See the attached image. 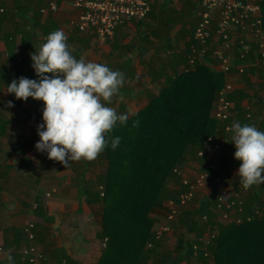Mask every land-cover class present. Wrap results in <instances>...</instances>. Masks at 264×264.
<instances>
[{"label":"crops","instance_id":"1","mask_svg":"<svg viewBox=\"0 0 264 264\" xmlns=\"http://www.w3.org/2000/svg\"><path fill=\"white\" fill-rule=\"evenodd\" d=\"M47 7L44 0H0V89L8 95L7 81L11 84L15 78L19 81L20 77L38 80L30 53L39 51L50 33L63 30L67 36L66 43L76 59L83 57L86 61L106 65L124 74L123 86L108 106L113 107L116 103L115 110L137 113L149 102L148 98H142L143 107L137 106L138 97L143 96L138 81L144 78V89L154 83L153 91L148 94L151 96L155 95L154 89L162 87L168 77L186 71L187 51L199 22L201 0H164L163 5L157 1L145 20L120 26L113 37L105 41L93 32L78 29L80 11L71 5L70 0H60L57 11L47 9L42 12L41 9ZM244 36L247 33L243 29L232 30L234 40L238 41ZM236 63L243 65L246 73L239 75L234 71L230 76L241 94V107L237 111L235 109L234 120L242 126L255 125L260 130L263 124L258 120L246 119L245 114L248 107H257V87L263 83L264 74L259 75L254 69L253 58L246 61L236 59ZM210 68L221 72L217 66ZM167 69L171 70V74H164ZM153 72H159V75ZM31 101L34 99L30 97L27 101L18 99L17 105L13 103L12 107H0V111L10 119L7 132L0 138V148L5 145L6 139L7 142L11 140L9 135L21 138L20 134L11 132L12 125L22 126L25 130L30 125H22L24 121H31V127L36 125L34 113L40 112L42 106L25 104ZM8 108L15 116L9 113ZM3 137L7 138L2 142ZM226 141L234 145L231 140ZM37 159L39 155H0V264H32L21 255V249L29 244L23 229L30 222L36 224L34 244L46 255L44 260L33 264H62L67 256L85 264L98 261L103 247V239L99 237L101 217L98 209L95 212L91 210L97 207L88 205L81 189L79 191L73 187L71 182L70 185L63 182V177L55 171L48 176L49 170L43 169L42 162ZM191 161L197 164L198 159L191 157L183 169L188 177L195 178L198 173L190 172L187 165ZM239 167L233 165L229 171L215 172L217 175H213L214 179L208 186L198 191L196 199L187 205L182 216L183 213H193L201 204H209L211 209H216V201L212 197L218 189L230 194L239 191ZM69 172L70 178L73 177L71 168ZM179 183L178 177L170 185L176 190L180 188ZM62 188L66 194L61 192ZM51 192L54 195L48 196ZM151 216L155 220L154 228H157L164 217L167 218V208H153ZM235 218L225 220L217 211L215 228L219 232L223 225L238 223ZM180 229L185 231L182 225Z\"/></svg>","mask_w":264,"mask_h":264},{"label":"trees","instance_id":"2","mask_svg":"<svg viewBox=\"0 0 264 264\" xmlns=\"http://www.w3.org/2000/svg\"><path fill=\"white\" fill-rule=\"evenodd\" d=\"M261 7L264 30V0H261ZM192 44H196L194 36ZM190 51L189 46L187 52ZM249 58L253 56L237 57L241 61ZM223 76L206 64H197L194 69L170 76L143 109L128 115L123 125L117 121L112 132L105 134L106 171L94 182L86 179L83 171L80 180L86 203L92 207L101 204L99 237L106 239L99 260L88 264H178L185 259L187 264L204 263V250H199L195 256L194 244L204 245L201 238L207 226L213 227L215 223V208L201 204L193 213H183L179 221L185 231L174 247L165 244L164 238H158L151 211L165 208L168 200L177 199L183 187L181 181L176 190L170 185L179 177L174 168H183L191 157L196 158L197 150L215 133L218 123L212 116V109L224 84ZM7 84L10 83L7 81ZM240 96L237 90L230 96L236 111L241 107ZM11 98L17 105L15 94H11ZM136 121L139 124L133 127ZM9 123L10 119L0 111V138L7 132ZM263 130L264 127H260V131ZM117 136L121 138L120 143L113 149L111 141ZM228 143L218 154L220 171H229L231 166L242 163L234 157V145ZM80 162L87 163L86 160ZM211 173L217 175L214 171ZM96 183L99 187L94 186ZM217 193L218 190L213 193L214 200H217ZM263 194V185H253L244 205V221L220 227L214 243L208 246L217 264H264V201L260 198ZM257 208L263 216L256 214ZM203 214L208 216L205 224L199 220ZM43 255L42 260L46 258L45 253ZM64 261L65 264H85L68 256Z\"/></svg>","mask_w":264,"mask_h":264},{"label":"built area","instance_id":"3","mask_svg":"<svg viewBox=\"0 0 264 264\" xmlns=\"http://www.w3.org/2000/svg\"><path fill=\"white\" fill-rule=\"evenodd\" d=\"M44 1L47 2L48 7L42 8V12L47 9L58 10L60 0ZM154 1L70 0V3L80 11L77 22L78 29L82 32H93L98 38L105 41L113 37L120 26L131 21L145 19ZM162 1L164 2V0L159 2ZM199 14L201 19L194 31L196 44L191 45V51L187 54L188 66L186 70L194 69L197 64L217 66L224 74L225 81L218 92L212 109V116L217 120L218 127L215 133L206 139L203 147L197 150L196 157L199 167L197 176L191 180L183 168H174L183 189L181 188L176 200L170 199L165 203L167 220L170 221V224L179 221L184 208L194 202L198 191L208 186L214 179L211 171H219L218 154L227 142L226 139L232 141V133L228 129L237 121L234 120L235 104L233 100H230V96L236 91V87L230 80V76L234 71L239 75L246 73V68L236 63L237 57L245 59L249 55L253 56L254 69L259 75L264 74V30L261 0H201ZM234 28L243 29L247 36L238 41L234 40L232 37ZM253 41L256 42V45H252ZM256 103L255 109L251 107L246 109L245 118L258 120L264 127V79L263 83L257 87ZM260 185L264 186V184ZM251 189L252 186L245 190L241 184L240 190L235 194L218 189L217 200L215 201L216 210L220 216L225 220L236 217V221L242 223L245 218L244 205ZM260 198L264 201V194ZM256 214L260 217L263 216L260 208L256 209ZM201 221L204 224L207 223L208 216L203 214ZM35 226L34 222H30L24 227V233L29 244L21 249V255L23 259L30 262H37L44 258L43 253L40 249L38 251L34 244ZM172 230L171 225L165 224L155 229V232L158 238H164ZM217 234V227L209 226L201 238L204 245L194 244L195 256L199 250H204L205 260H203V264H217L214 254L208 249V246L214 243ZM62 264H65V261Z\"/></svg>","mask_w":264,"mask_h":264},{"label":"clouds","instance_id":"4","mask_svg":"<svg viewBox=\"0 0 264 264\" xmlns=\"http://www.w3.org/2000/svg\"><path fill=\"white\" fill-rule=\"evenodd\" d=\"M66 41L63 30L50 33L39 51L30 53L38 80L20 77L6 87L17 99L43 101L44 123L37 126L40 140L35 148L65 168L70 162L95 160L106 147L105 134L112 132L117 121L123 125L128 120L127 114L118 116L114 108L102 103L112 102L123 86L124 74L83 57L76 59ZM12 106L9 101L8 107ZM228 131L236 147L234 157L242 161L237 175L243 189L264 184V132L239 122ZM120 139H112L113 149Z\"/></svg>","mask_w":264,"mask_h":264},{"label":"rangeland","instance_id":"5","mask_svg":"<svg viewBox=\"0 0 264 264\" xmlns=\"http://www.w3.org/2000/svg\"><path fill=\"white\" fill-rule=\"evenodd\" d=\"M166 54H168V52H166ZM169 58H171V56H169ZM155 69L156 68L154 67V70ZM154 74L156 76H158L159 72H156ZM164 74H168V75L171 74V70H169V69L165 70ZM137 83L139 84L138 85L139 90H142V92H143L142 93L143 96L138 97L139 100H138L137 106L140 107V105H141V107H143L144 99L142 100V98H148V101L150 100L151 96H153V95L148 96V94H150L151 91H153L154 83H151L150 87L147 86V89H144V86H145L144 78L142 80L138 81ZM160 88L161 87H159V88L157 87L154 89L155 94L159 93ZM113 98H114V96L112 97V99ZM30 99L32 100L31 97H30ZM9 101H11L12 104L14 103V100L11 98V95L5 94L3 92V89H0V107L6 108L8 106ZM116 101H117V99L115 100V102ZM102 103H105V106L111 105V103L108 104L107 102H104V101H102ZM25 104H31L33 106L36 104H39L42 106V110L40 112L34 113L35 117H36L35 118L36 119L35 120L36 125L31 127V125H32L31 121H26V122L24 121L22 125H24V126L30 125V127H28V129L26 128L27 130H25V128H23L22 126L15 125V124L12 125V127L10 128L11 132L12 133L14 132L15 134H20L21 138L17 139V138H13L14 136H11L12 137L11 140L9 142H7V139H6L7 137L6 138L3 137L2 142L4 141V139H6V142H5V145L3 144L0 148V155H39V160L38 159L37 160H38V162H42V166L44 167L43 169L49 170L50 174L48 173L47 174L48 176L53 175V172L55 171L56 174L61 175V177H63L62 178L63 182H66L68 185H70V182H71V185H73V187H75L76 189H79V191H80V180L82 179L81 176H83L82 175L83 171H85V173H86L85 174L86 179H88L89 181H93V182L97 180V177L99 174L104 173L106 171L107 166H106V163H105L104 158H103L104 152H101L95 160L87 161V163L85 165L83 163H81L80 161H74V162H70L69 165L65 168L64 165L61 164L60 162L50 160L48 158L47 152L37 151V149L35 148V145L40 140V137L37 133V126L44 123L43 118H42V114H43V110H44V108H43L44 103H43V101L34 100V101H31L30 103H25ZM116 107H117V105L115 103V105H113V107H111V108L115 109ZM8 110L12 116H15V113H12L10 108H8ZM116 112H117L118 116L123 115V114H127L130 116V115H134V113L136 111H131V110L127 111L126 110V112L124 113L121 110H116ZM33 138H35V140ZM17 140H19V141L16 143ZM187 165H188V169L190 172H195V174L198 173L199 170L196 166L197 165L196 163L191 161ZM70 168L72 169L73 172L76 173V174L73 173L74 176L72 175L73 177H71V178H70L71 174L69 172ZM74 169H75V171H74ZM58 175H56V176H58ZM189 178L191 180L194 179L191 177H189ZM96 185H98V184L97 183L94 184V186H96ZM96 187H99V186H96ZM61 192L66 194V190L64 188H62ZM51 195H54V194H52V192H51ZM53 198H55V197H53ZM58 198H60V197L58 196ZM188 206H186L184 208V211L188 208ZM96 207L97 208L91 209L89 206V208L95 212L96 209H98V211L100 210L101 204L99 206H96ZM95 216H94V218H95ZM165 224L171 225L173 230H172V232L166 234L164 236V239L168 242L169 245L174 247L178 242V238L181 237L182 233H184L182 231V229H180L181 223L176 221V222L170 224V221L167 220L166 217H164L163 222L160 225H158V227L155 229H158L159 227H161L162 225H165ZM209 226H210V224L207 227H209ZM214 227H215V225L212 228H214ZM214 231H216V230H214ZM191 236H192V238L194 237L193 235H191ZM105 242H106V239L103 240V243H105ZM35 247L37 248V250L39 249L37 246H35ZM182 261L183 260H181L179 262V264H187L186 259H185V261H183V262ZM188 262H189V260H188ZM188 264H190V263H188ZM192 264H203V262L202 261H196V262L193 261Z\"/></svg>","mask_w":264,"mask_h":264}]
</instances>
